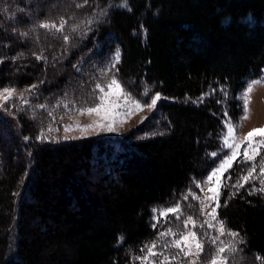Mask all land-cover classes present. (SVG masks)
<instances>
[{"label":"trees","instance_id":"16d2710c","mask_svg":"<svg viewBox=\"0 0 264 264\" xmlns=\"http://www.w3.org/2000/svg\"><path fill=\"white\" fill-rule=\"evenodd\" d=\"M120 1L97 0L104 19L96 42L121 49L118 73L134 94H161L170 133L53 144L28 139L22 128L8 148L0 136V264H139L145 244L178 227L172 214L153 227V210L193 203L190 193L224 151L225 122L243 115L239 94L263 75L264 0H128V9ZM9 79L1 75L0 86ZM7 121L0 112V123ZM249 167L241 155L225 172L219 215L243 237L239 255L264 264V194L249 195L259 181L232 187ZM94 169L100 183L86 189L80 172ZM54 175L62 198L51 222L44 204ZM79 191L87 199L71 209ZM36 216L45 229L34 227Z\"/></svg>","mask_w":264,"mask_h":264},{"label":"rangeland","instance_id":"374dc122","mask_svg":"<svg viewBox=\"0 0 264 264\" xmlns=\"http://www.w3.org/2000/svg\"><path fill=\"white\" fill-rule=\"evenodd\" d=\"M76 4H84V0H0V46L4 47V49H0V56L4 57L2 60L0 57V61L5 63L0 76L10 77L9 80H11L9 84L0 86V89L4 87L16 89L13 98L4 105V110H0L6 118L11 120V122L7 121L4 125L0 123V136L7 140V148L15 145L18 140L17 137L21 135L20 130L22 128L24 130L23 134L27 135L28 139L32 137L37 139L43 132L47 139L37 140L53 144L87 138H97L102 142H105V140L130 141L133 134H135L133 138L142 139L170 133L168 122L164 121L166 120V113L160 106L163 102L162 96L154 109L145 107L141 111L134 112L124 123L117 122L115 130L112 132L107 131L106 128L98 127L89 128L87 131L77 128V125L84 126L95 122L108 123L106 120H101V117L95 113L81 115L71 105L75 104L77 107L92 106L94 96L99 95L98 91H93L95 84L100 82L107 85L113 74L135 98L140 99L142 102H150V97L146 99V96L142 93L141 97L137 96L126 87L119 76L118 64L112 72L105 75L117 52L121 59V49L111 51V48L102 45L103 41L96 42L98 36L94 34L104 19V14L98 12V8H96L99 4L97 0H88V3L81 8L75 7ZM121 4L122 0L118 6L121 7ZM122 8H129L128 0L127 7ZM60 17L68 20L65 33L72 37L68 44L63 42L59 34L56 38H53L49 32L38 26L45 21H58ZM87 20H92L93 23L90 25L82 23V21ZM73 24H80L79 32L73 33L71 31ZM25 32L28 33L27 36L22 35ZM41 54L46 57V60L36 59V56ZM7 58H10L9 62H6ZM26 75L31 77L30 83L20 81ZM262 77H264V71L260 78ZM260 78L250 79L249 82ZM33 85H36V87L33 88ZM245 89L238 97L241 102ZM21 96L24 100L29 101L27 105L21 103L19 99ZM250 99L248 119H242V115L238 123L233 122L236 125V134L240 140H243L246 133L253 128L264 127V84L254 87ZM84 101H87V103H84ZM41 104L47 107L41 109L38 107ZM63 104H68L69 108L65 109ZM49 111L54 113V120L48 116ZM61 117L63 118L61 119ZM49 125L52 126L51 132L48 131ZM66 125L71 126L72 130L65 131L64 126ZM30 126H32V129H30ZM26 131L29 134H26ZM228 152L229 150L224 148L216 164L206 177L200 181L199 192L193 193L199 199L192 198L193 203L181 208L182 215L177 221L176 225L178 227L174 231L184 230L183 220L188 215H192L198 224L204 223L206 219L211 221V217L206 214L212 211L215 204L205 200L207 196L211 195L208 192L207 176L219 165L221 159ZM262 157H264V151L257 157V164H259ZM80 173L84 174L87 179V182L85 181L86 189L100 183L101 171L95 173L94 169L93 172L81 171ZM253 179L259 181V168H257ZM56 180H58V177L54 175L49 181L48 204L46 202L44 204L46 215L51 222H53V214L57 212L56 206L59 205V200L62 198L61 186L56 183ZM212 186H215V178ZM77 194L75 198L68 201L71 209L78 210L76 200L87 199L84 191H79ZM30 200L34 201L35 199L30 197ZM201 201L208 205L203 207V215L201 214ZM159 210L162 209L155 212L154 221H157ZM217 213L218 219L223 220L219 215V208ZM32 223L34 227L46 228L42 224L43 219L39 216H36ZM188 230H195L201 236L204 232L210 231L207 225L204 229L199 227L192 229L191 224L188 226ZM211 234L214 235L215 233L211 232ZM224 239L227 240L228 238L224 237ZM208 251L209 246L205 243V254L201 256V262L205 259ZM237 259L239 264H255V259L249 255L246 257L239 255Z\"/></svg>","mask_w":264,"mask_h":264},{"label":"snow or ice","instance_id":"6c2138e0","mask_svg":"<svg viewBox=\"0 0 264 264\" xmlns=\"http://www.w3.org/2000/svg\"><path fill=\"white\" fill-rule=\"evenodd\" d=\"M88 0H84V4H87ZM84 4H76L75 7L81 8ZM121 7H127V0H122ZM85 24L93 23L92 20L82 21ZM68 25V20L64 17H60L58 21H45L40 23L39 28L45 29L49 32L53 38H56L57 34L62 37L63 42L68 44L72 37L65 33V28ZM80 24H73L71 26V31L73 33L79 32ZM27 36L28 33L22 34ZM37 60L45 59L46 57L41 55L36 56ZM120 61L119 53L117 52L110 62V67L105 72H112L115 69L116 64ZM264 84V77L260 79H255L246 85V89L242 95V119H248L249 117V105L251 103V93L256 85ZM33 88L36 85L32 86ZM30 91V90H29ZM94 92L99 93V95L94 96V103L92 106L87 107H77L72 104L71 107L78 111L81 115L88 114L92 115L95 113L97 116L101 117V120L108 121L107 124L95 122L89 125H77L82 131H87L89 128L98 127L106 128L107 131L112 132L115 130V124L117 122L124 123L128 117H130L134 112L141 111L143 108L154 109L161 99L160 93H155L150 97V102H142L140 99L135 98L130 92H128L124 86L120 83L117 77L113 74L110 82L104 85L97 82L93 89ZM16 89L12 87H4L0 89V110H4V105L8 103L9 100L13 98ZM144 96H148V90L144 91ZM22 104L27 105L29 101L24 100L23 97H19ZM203 99V97H201ZM87 103V101H84ZM39 108L45 109L46 105H38ZM65 109L69 108L68 104H63ZM122 110V111H121ZM48 116L52 117L54 120V113L49 111ZM227 116V113H225ZM63 117H61L62 119ZM119 118V120H118ZM65 131L72 130L71 126H64ZM48 131H52V126H48ZM236 125L228 119L225 122V132L223 137V147L228 149L229 152L225 154V157L221 159L219 165L211 171L207 176V183L209 184L208 192L211 194L205 198L206 201L214 202L215 206L212 207V211L206 215L211 217V221L205 220L204 223L198 224L192 215H188L186 219L183 220V231L176 232L172 228H167L164 231L158 233L157 239L151 241L149 244H145L141 249L143 255L135 257L139 264H239L238 257L242 252L241 245L244 243L243 237L240 236L238 232L232 231L226 228L225 222L218 219L217 209L220 207L219 198L220 190L224 185L222 184L223 174L232 167L233 162L243 156V161L245 163H250V167L247 169V174L241 176L235 184L232 185L234 188H242L244 184H247L257 172L259 168V184L260 187L257 188L253 186L249 195L254 193L264 194V157L256 163L257 157L260 156L261 152L264 151V127L253 128L244 136L243 140H240L236 134ZM259 139H256V138ZM27 139V138H26ZM37 139L45 140L47 136L42 132ZM213 156L217 153L213 152ZM215 178V186H212L213 179ZM231 180V176L228 177ZM243 181L241 183L240 181ZM197 187H201V184H197ZM194 199H199L194 194ZM185 199H188L186 196ZM201 214L203 215V207L208 206L201 201ZM157 212L156 209L153 210ZM169 214L175 216L177 220L180 219L182 215L181 205L177 204L174 207H168L166 209L159 210L157 214V222L153 224L156 227L159 223L160 218H167ZM191 224L192 229L197 227L204 229L207 225L210 231L203 233V236L198 234L195 230H188V226ZM214 232L215 234H211ZM171 237V239H165ZM224 237L228 239L225 240ZM163 241L162 249L158 251V241ZM205 243L209 246V251L201 262V256L205 254ZM170 249H175L174 254H169ZM257 259H261L257 257Z\"/></svg>","mask_w":264,"mask_h":264},{"label":"bare ground","instance_id":"6f19581e","mask_svg":"<svg viewBox=\"0 0 264 264\" xmlns=\"http://www.w3.org/2000/svg\"><path fill=\"white\" fill-rule=\"evenodd\" d=\"M126 143H127V142H126ZM126 143H125V144H126ZM127 148H128V147H127ZM127 148H126V149H127ZM127 150H128V149H127ZM126 154H127V153H126ZM99 160H101V159H99ZM101 161H102V160H101ZM96 164H97V163H96ZM100 164H101V163H100ZM100 164H99V165H100Z\"/></svg>","mask_w":264,"mask_h":264}]
</instances>
